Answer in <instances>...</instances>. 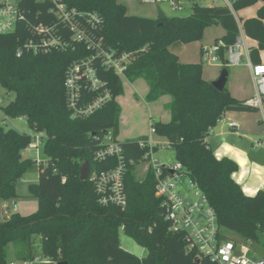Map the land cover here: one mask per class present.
<instances>
[{
	"label": "trees",
	"instance_id": "16d2710c",
	"mask_svg": "<svg viewBox=\"0 0 264 264\" xmlns=\"http://www.w3.org/2000/svg\"><path fill=\"white\" fill-rule=\"evenodd\" d=\"M69 10L96 14L101 19L95 28L84 17L78 28L84 34L74 39L70 26L55 16L50 0H21L26 22L10 34L0 35V85L15 98L2 112L9 119L25 118L33 134L22 133L0 124V200L18 198L17 184L25 175L38 170L37 183L29 186V198L38 201V210L28 216L12 213L0 219V264H7L9 245L18 260L34 261L41 257L46 264H215L188 252L182 237L170 231L164 218L163 201L156 196L155 178L147 173L143 181L135 176L136 167L144 162L139 141L122 143L126 164L125 209L104 207L98 202L93 182L80 177L84 163L90 170L110 167L111 162H95V152L104 134L119 132L121 108L117 98L124 92L123 80L106 69L97 55L100 48L116 54L134 55L125 71L129 82L144 79L150 91L146 98L155 102L170 95V123L153 122L156 135L170 142L177 162L183 164L216 211L223 238L226 232L261 242L264 235V190L248 196L233 179L239 167L231 159H217L208 138L225 113L255 112L235 99L228 88L217 90L203 76V63H182L171 52L174 42L189 44L202 41L205 31L222 25L226 35L218 41L234 44L240 27L234 13L225 6L194 4L187 17L153 20L130 16L118 0H61ZM264 0H238L235 10L254 6ZM54 26L70 45L64 50L31 54L18 50L36 39V26ZM246 36L258 43L250 57L260 62L264 51V6L255 18L243 22ZM225 61V50L220 52ZM85 60L105 83L114 99L86 118H73L65 88L69 70ZM228 69V67H224ZM92 100L95 94L82 90ZM34 134H46L43 156L47 162L37 164L24 157ZM158 151V149H156ZM146 250L138 257L121 246L120 229ZM38 243L36 244V242Z\"/></svg>",
	"mask_w": 264,
	"mask_h": 264
},
{
	"label": "built area",
	"instance_id": "2783aa9c",
	"mask_svg": "<svg viewBox=\"0 0 264 264\" xmlns=\"http://www.w3.org/2000/svg\"><path fill=\"white\" fill-rule=\"evenodd\" d=\"M54 6L57 19L74 31V39L81 41L84 34L78 28V20L84 17L89 25L97 28L101 19L96 14H80L69 10L61 0H50ZM223 6L235 13V3L238 0H219ZM142 4L159 5L166 3L171 10L182 12L185 9L183 0H140ZM26 22V16L21 9V0H0V35L13 33L19 24ZM36 39L29 40L18 50V56L23 51L31 54L51 50L64 51L69 47L63 36L54 26H36L32 30ZM225 50V63L220 52ZM97 55L103 59L106 69L115 72L122 80L125 71L134 55L131 53L116 54L114 51L100 48ZM201 62L221 67H239L246 65L253 71L256 93L244 102V105L254 110L264 109V64L254 63L250 58V50L243 37L239 36L234 44L226 45L223 41L215 42L210 47H204L201 52ZM65 88L68 104L75 119L86 118L102 109L114 99L97 72L91 65V60L73 66L67 75ZM95 94L92 100L85 99L82 90ZM222 121L219 120V122ZM218 122V123H219ZM264 125V116L262 119ZM231 128H237L238 123L230 122ZM214 130V129H213ZM211 131V134L213 133ZM151 136L140 140V148L145 151L144 162L148 164V172L155 178V193L163 201L164 218L170 225V231L182 237L188 252L194 251L198 257L206 258L215 264H264V256L256 257L249 251L240 249L233 241L223 238V229L218 223L215 209L199 184L191 179L189 172L182 163H161L156 157V149L160 147L170 150V142L159 143L153 139L156 130L151 127ZM46 134H34L30 146V158L37 164H45L43 147ZM100 147L95 152V162H111L110 167L99 171H90L89 179L93 182L98 202L104 207L125 209L128 198L125 187L126 164L122 143L113 130L107 131L100 140ZM259 145L264 146V141ZM141 164V165H142ZM16 208L17 206L14 205ZM47 261L36 257L34 261L16 260L7 264H45Z\"/></svg>",
	"mask_w": 264,
	"mask_h": 264
},
{
	"label": "crops",
	"instance_id": "0c3cea01",
	"mask_svg": "<svg viewBox=\"0 0 264 264\" xmlns=\"http://www.w3.org/2000/svg\"><path fill=\"white\" fill-rule=\"evenodd\" d=\"M118 1L126 6L127 13L130 16L144 17L153 20L159 19V12L161 10H159V7L157 5H152L153 7L148 8L140 5V0ZM196 3H198V1L190 0V4L192 5V7ZM207 6H223V4L219 5L217 0H212L211 5ZM263 6L264 4L262 2H258L254 6L238 11L235 15L240 27L239 36L242 35L249 50H251V48H256L258 46V43L246 36L243 30V22L247 19L257 17L259 11ZM190 9L191 12L187 16L191 15L193 12L192 8ZM184 10H186V6ZM172 12L176 11L172 10ZM164 14L169 18L187 17L174 14ZM225 35L226 31L224 29L221 30L220 35L215 38V42L217 39H220ZM199 43L201 45L200 53L197 51L195 55L192 56H185L182 52H177L173 48V46H170V50L179 57L182 63H199L201 62V52L204 48V44L201 43V41ZM259 63L264 64V51L260 53ZM239 67H241L242 69L240 73L242 76L241 80H243V84H245L246 82V85L249 86L247 87L248 90L242 88L243 86H241L239 82L240 77H236V75H238L236 73L233 79L231 78V74H229L227 83H229L230 79L233 83L227 84V88L235 99L241 102H245L255 95L256 86L252 69L247 67L246 65H242ZM213 68L214 71H212L210 76L205 74V71L203 73L204 78L210 82L219 79L223 71V67L219 65H213ZM123 87V94L116 99L121 108L120 123L125 125L129 122H133L134 126L129 131H127L124 127L122 129H119L118 139L121 142L149 137V130L147 127H150L155 121H161L162 123H170L172 121V113L169 109V105L172 102V97L170 95L161 96L155 102H148L146 98L149 94L150 87L144 79H139L133 83L129 82L127 79H124ZM4 91L6 92L5 89ZM0 95H3V92H1V90ZM263 116L264 109L262 111V114L238 111L227 112L222 117V121L218 123V125L214 128L213 133L208 138L209 147L214 151L217 159L221 160L223 158H228L237 163L239 169L233 174V179L237 184L240 185L242 191L248 196H255L260 190H264V146L259 145L263 142L261 140L264 136V128L261 125ZM230 122L238 123V127L231 128ZM139 123L143 125L142 128H139L138 126L136 127V125H138ZM128 134H131V138H128ZM155 137L157 139L164 140V142L168 141L166 138H161L157 135ZM24 178L22 180H24ZM38 179L39 176L36 178L35 183L36 181L38 182ZM31 200L33 202L31 209L27 212H24L23 214H21L19 210L21 206H24V202L20 204L15 203L18 208L16 207L14 209H11L10 205H4L5 207H8L7 209H9V212L5 214V218L9 217L12 213H20L23 216H28L35 213L38 210V201L32 198ZM7 251L8 262L18 260L15 256V249L13 245H9ZM10 254H12L13 256L12 260H9Z\"/></svg>",
	"mask_w": 264,
	"mask_h": 264
},
{
	"label": "rangeland",
	"instance_id": "374dc122",
	"mask_svg": "<svg viewBox=\"0 0 264 264\" xmlns=\"http://www.w3.org/2000/svg\"><path fill=\"white\" fill-rule=\"evenodd\" d=\"M198 1L197 4L203 5V6H207V5H211L212 0H196ZM185 6H186V10H184L183 12H172L170 6L166 3H162L157 5L159 7V10L163 11L166 14H174V15H179V16H187L190 12L192 8V5L190 4V0H183ZM218 4L221 5L223 4L222 1L217 0ZM140 3V2H139ZM140 5H143L145 7H153L152 5L149 4H142L140 3ZM237 11L235 10L234 16L236 15ZM240 17V15H239ZM236 18V17H235ZM224 27L222 25H216V26H212L210 28H208L205 31V35L203 40L201 41V43L204 44V47H210L212 45H214L215 43V38L217 36L220 35L221 30H223ZM225 30V29H224ZM242 37V35H241ZM200 42V41H199ZM197 42H193V43H189V44H184L182 42H174L172 43L171 46H173V48L177 51V52H182L185 56H192L195 55V53L198 51L200 53V43ZM174 53V52H173ZM200 63V62H199ZM204 66V71L205 74L207 75H211L212 71H214L213 65H209V64H203ZM224 68H222L223 70ZM238 71V72H237ZM241 67H235V68H229V74H231V78L233 79L235 73L238 74L236 75V77H240L239 78V82L240 85L243 86L242 88H244L245 90L249 87L245 84H243V80H241ZM232 84V80H229V83L227 84ZM3 87L0 85V90L1 92H3V95H0V124H6L8 128H13L16 129L22 133H27V134H33V131L30 129V127L27 124V121L23 118H18V119H9L7 118L4 113L1 110L2 106H5L8 102H10L11 100H13L15 98V94L14 93H9L7 94ZM5 93V94H4ZM253 113H259L262 114V111L260 110H255V112ZM156 122V121H155ZM137 124V123H136ZM264 128L263 123L261 124ZM133 122H129L127 124H121L119 121V129L121 128H125L127 131H129L130 129L133 128ZM142 128L143 125L142 124H138L136 125V127ZM146 127V126H145ZM149 130V136H151V126L147 127ZM128 138H131V134H128ZM154 138V140L158 141L159 143L164 142V140L162 139H157L155 136H152ZM264 141V136L262 137V140ZM24 157H29L31 155V152L29 150H24L22 152ZM155 157L161 162V163H170V164H175L177 162L176 160V156H175V152L173 150H169L163 147H160L159 150L155 153ZM148 164H142L141 166L136 167V171H135V176L139 181H143L148 173ZM39 176V172L38 170H33L29 173H27L25 175L24 180L20 181L18 183V187H17V191H18V198L14 199V200H9V201H3L0 200V219L4 220L5 219V214L9 212V209H7L8 207L4 206V205H10V208L14 209V205L15 203L20 204V203H25L24 206L20 207L19 212L21 214H23L24 212H27L31 209V206L33 205V202L31 200V198H29V186L32 183H35L36 178ZM37 183V181H36ZM27 201V202H25ZM18 208V207H17ZM120 241H121V246L124 250L138 256V257H143L146 255V250L141 247L140 245L137 244V242L130 238L129 236H127L123 230V228L120 229ZM226 234L228 235V237L230 238V241L235 242L236 244L239 245L240 249L243 250H247L249 251L252 255L256 256V257H263L264 256V235L262 236V240L259 243H256L254 241H251L249 239H246L244 237H241L237 234H234L232 232H226ZM38 243V241L36 242V244ZM13 256L12 254L9 255V260H12ZM46 264V263H45Z\"/></svg>",
	"mask_w": 264,
	"mask_h": 264
},
{
	"label": "water",
	"instance_id": "95a60500",
	"mask_svg": "<svg viewBox=\"0 0 264 264\" xmlns=\"http://www.w3.org/2000/svg\"><path fill=\"white\" fill-rule=\"evenodd\" d=\"M159 19L160 20L166 19V15L162 11L159 12ZM228 77H229V70L223 69L219 79L212 82L213 86L217 90L223 91L227 87ZM90 171H91L90 170V164L88 162L84 163V165L81 167V171H80V177L83 181H86L89 178ZM58 264H67V263L60 262Z\"/></svg>",
	"mask_w": 264,
	"mask_h": 264
}]
</instances>
